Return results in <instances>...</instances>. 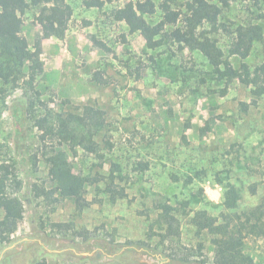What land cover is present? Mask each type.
<instances>
[{
	"label": "rangeland",
	"instance_id": "1",
	"mask_svg": "<svg viewBox=\"0 0 264 264\" xmlns=\"http://www.w3.org/2000/svg\"><path fill=\"white\" fill-rule=\"evenodd\" d=\"M128 1L100 8L69 0L74 12L66 35L44 39L40 63H27L20 81L35 72V89L58 112L100 110L103 124L92 125L96 153L42 142L26 111V94L34 93L29 85L11 82L0 95V164L10 170L7 191L26 207L12 240L0 242V264H216L218 242L231 232L242 254L264 264V235L240 229L241 220L264 207V96L253 95L240 78L229 85L217 79L200 50L171 39L170 26L163 35L132 33L112 14ZM37 12L24 15L21 35L31 46L42 33ZM162 14L158 8L147 19L156 25ZM220 24L212 36L224 59L236 69L264 62V40L254 42L246 59L230 54L240 28L259 25L264 35V0H231ZM61 165L86 179L90 205L83 211L64 190ZM109 187L125 197L113 200ZM228 192L238 194L229 209ZM185 201L181 237L164 241L160 206L180 208ZM199 210L218 218L213 229L198 231L192 218ZM4 215L0 204V220ZM181 254L190 261L178 259Z\"/></svg>",
	"mask_w": 264,
	"mask_h": 264
},
{
	"label": "trees",
	"instance_id": "2",
	"mask_svg": "<svg viewBox=\"0 0 264 264\" xmlns=\"http://www.w3.org/2000/svg\"><path fill=\"white\" fill-rule=\"evenodd\" d=\"M114 0H102L101 2L85 0L88 6L98 5L100 8L104 3ZM180 0H162L157 4L156 0H129L123 6L114 9L113 17L117 21H123L130 27L132 33L144 32L151 36L163 35L169 26L171 39L177 42L182 49L190 51L200 50L209 60L217 73L219 80H225L229 85L236 78L251 87L253 95L264 96V62L252 70L247 63H243L240 69H236L227 59H224L222 49L213 39L212 34L220 30V20L224 10L231 5V0H183L181 5L174 8L175 2ZM259 2L260 0H256ZM31 8L37 9L36 21L41 25L42 33L36 38L33 46L23 37L24 15ZM160 8L163 12L161 20L152 25L147 19L155 14ZM73 7L69 0H0V95L6 96V85L11 82L17 88L24 78L27 63L39 64L43 54V41L46 38H63L69 27L73 15ZM210 25L206 29L205 25ZM166 30V31H165ZM262 27L259 25L244 26L238 30L235 40L230 48L231 55H239L246 59L252 50L255 41H263ZM92 41L99 47L111 51L105 42L92 36ZM9 64L4 66L3 61ZM4 66V67H3ZM3 67V68H1ZM101 73V72H100ZM13 79V80H11ZM35 72L21 85L27 84L34 93L26 94L25 104L29 119L41 132L43 143L56 140L59 145H66L72 151L82 148L89 153L98 151L92 125L101 126L104 122L102 112L93 107H85L82 112L66 111L58 112L52 108L41 97V92L34 87ZM102 84H107L103 78H98ZM67 103H71L69 100ZM210 128H203L208 130ZM6 169V174L0 178V204L5 210L4 217L0 220V242H10L12 236L19 229L21 221L26 214L25 202L21 196L7 191L9 180V168L0 164V172ZM65 167L60 166L63 172L66 187L64 190L68 195L76 199L77 209L83 211L90 205L85 196L84 177L72 176L64 172ZM59 176L58 178H60ZM20 185L21 182H18ZM113 200L124 198V191L113 187L108 188ZM46 195L52 190L42 188ZM54 192V191H53ZM238 200V194L228 192L226 207L232 208ZM188 201L180 202V208L165 203L160 206L158 223L164 230L161 234L164 241L176 240L181 237L180 215H187ZM218 218L209 214L206 210H199L192 218L193 224L202 232L213 229ZM241 226L248 227L249 233L257 236L264 235V207H258L247 220H241ZM246 229V228H245ZM228 230L225 231L227 234ZM238 236L232 232L218 242L216 264H256L255 261L242 254L237 243ZM181 261H190L186 255L177 256ZM36 264H46L40 261Z\"/></svg>",
	"mask_w": 264,
	"mask_h": 264
},
{
	"label": "crops",
	"instance_id": "3",
	"mask_svg": "<svg viewBox=\"0 0 264 264\" xmlns=\"http://www.w3.org/2000/svg\"><path fill=\"white\" fill-rule=\"evenodd\" d=\"M98 52V50H94L93 52H92V54H96Z\"/></svg>",
	"mask_w": 264,
	"mask_h": 264
}]
</instances>
